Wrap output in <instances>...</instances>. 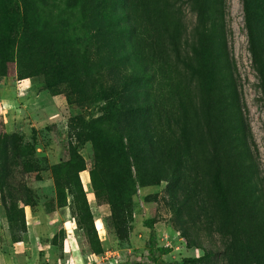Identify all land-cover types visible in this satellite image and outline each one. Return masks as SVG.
<instances>
[{
	"label": "trees",
	"instance_id": "trees-1",
	"mask_svg": "<svg viewBox=\"0 0 264 264\" xmlns=\"http://www.w3.org/2000/svg\"><path fill=\"white\" fill-rule=\"evenodd\" d=\"M18 1L12 30L0 29V73L11 64L79 105H101L96 116L76 119L70 137L91 143L92 183L113 214L136 186L165 181L176 228L187 247L203 251L171 264H264V185L228 51L224 0H186L190 27L182 0ZM241 3L264 104V0ZM69 152L52 166L54 182L59 189L67 179L83 196L84 163L72 143ZM155 251L153 264H167L171 248Z\"/></svg>",
	"mask_w": 264,
	"mask_h": 264
},
{
	"label": "rangeland",
	"instance_id": "rangeland-1",
	"mask_svg": "<svg viewBox=\"0 0 264 264\" xmlns=\"http://www.w3.org/2000/svg\"><path fill=\"white\" fill-rule=\"evenodd\" d=\"M181 6L190 27L195 15L186 0ZM224 6L228 51L264 185V104L248 51L242 3L224 0ZM19 9L18 0H0L1 30L9 31L12 12L18 16ZM9 66L6 75L0 73V260L7 256L8 264L12 259L14 264H153L154 250L163 246L171 248L162 257L167 264L203 255L201 249L186 246L174 224L167 182L136 186L131 200L115 215L106 195L94 188L91 143L72 139L70 128L77 118L96 116L99 103L79 105L62 87L52 91L42 76L22 78L14 65ZM70 143L84 163L78 172L83 196L71 191L67 179L59 189L54 182L52 166L70 159Z\"/></svg>",
	"mask_w": 264,
	"mask_h": 264
},
{
	"label": "crops",
	"instance_id": "crops-1",
	"mask_svg": "<svg viewBox=\"0 0 264 264\" xmlns=\"http://www.w3.org/2000/svg\"><path fill=\"white\" fill-rule=\"evenodd\" d=\"M2 225H3V221L0 220V226H2ZM3 226H4V225H3ZM3 257H4V256H3ZM6 258H8V257L5 256V258H2L3 260H0V264H8V261H7ZM1 261H2V262H1ZM10 264H14V263H13V259L11 260Z\"/></svg>",
	"mask_w": 264,
	"mask_h": 264
}]
</instances>
